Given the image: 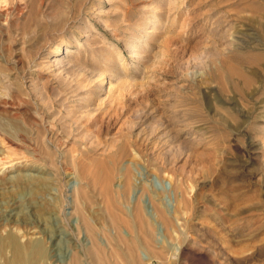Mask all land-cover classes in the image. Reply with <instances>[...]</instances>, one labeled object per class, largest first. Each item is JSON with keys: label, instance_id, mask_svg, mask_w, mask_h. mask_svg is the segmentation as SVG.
<instances>
[{"label": "rangeland", "instance_id": "obj_1", "mask_svg": "<svg viewBox=\"0 0 264 264\" xmlns=\"http://www.w3.org/2000/svg\"><path fill=\"white\" fill-rule=\"evenodd\" d=\"M218 3L0 0V234L47 253L24 264H264V0Z\"/></svg>", "mask_w": 264, "mask_h": 264}, {"label": "bare ground", "instance_id": "obj_2", "mask_svg": "<svg viewBox=\"0 0 264 264\" xmlns=\"http://www.w3.org/2000/svg\"><path fill=\"white\" fill-rule=\"evenodd\" d=\"M5 1V0H3ZM230 1V0H228ZM224 0H219L218 6H221V4L223 5ZM217 4V2H216ZM233 4H229L228 2H225L224 6H231ZM236 5V4H235ZM221 8V7H220ZM222 13V12H221ZM228 14V13H227ZM202 15V14H201ZM220 19V18H219ZM234 19V18H233ZM224 21V20H223ZM216 22V20L214 21ZM220 23V22H219ZM154 39V38H153ZM64 52H69L68 49H66V51L64 50V48L61 46L57 49L56 54L60 55L61 53ZM73 93L72 91L69 92ZM67 94V93H66ZM75 95V94H74ZM73 94H71V96H74ZM82 116V115H81ZM80 116V118H81ZM97 120H100V117H95L92 122H95ZM89 121V120H88ZM92 122L89 125H92ZM96 123V122H95ZM108 123V122H106ZM52 128V132H53V126L50 127V129ZM55 128V127H54ZM60 132V131H59ZM21 133V132H20ZM136 217H138L139 219L142 218V211H143V205L138 204L136 205ZM29 216V215H28ZM10 217V216H9ZM16 217V216H15ZM21 217V215H20ZM11 221H13L11 218H9ZM8 219V220H9ZM31 220V218H29ZM30 220L28 221V224L30 223ZM18 221V220H17ZM7 223V222H6ZM9 223V222H8ZM18 223L20 224V222L18 221ZM24 223V222H23ZM5 225V224H4ZM16 226V225H15ZM16 228V229H15ZM15 228H10L6 231L5 234H0V246H2L3 248H7L10 252V257L6 258V256L4 257V264H24V263H29L30 261L36 259V258H45L46 257V250H45V246L44 244L41 242V240L43 239H38V237H35L34 239H30L28 236L24 235V232H21L20 229H18L17 227ZM19 233H21V235H19ZM39 233V232H38ZM57 232H54L50 235V241L53 240L54 236L56 235ZM24 237V239H21V237ZM53 238V239H52ZM56 244V243H55ZM56 247H59L60 249H62V245L59 244V246L55 245ZM96 244V243H95ZM98 245V244H97ZM51 246V247H54ZM101 247V246H99ZM97 247V248H99ZM57 250V249H56ZM55 250V251H56ZM132 250V249H131ZM61 252V251H60ZM55 254V253H54ZM64 254V252H63ZM58 254H56L57 256ZM62 255V253H61ZM53 256V255H52ZM45 260V259H44ZM62 260V259H61ZM49 261V260H48ZM62 261H60L61 263ZM58 263V260H57Z\"/></svg>", "mask_w": 264, "mask_h": 264}]
</instances>
